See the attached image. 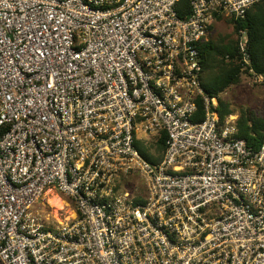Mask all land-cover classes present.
Returning <instances> with one entry per match:
<instances>
[{"label": "built area", "instance_id": "built-area-1", "mask_svg": "<svg viewBox=\"0 0 264 264\" xmlns=\"http://www.w3.org/2000/svg\"><path fill=\"white\" fill-rule=\"evenodd\" d=\"M261 1L0 0V264H264V144L199 49Z\"/></svg>", "mask_w": 264, "mask_h": 264}, {"label": "trees", "instance_id": "trees-1", "mask_svg": "<svg viewBox=\"0 0 264 264\" xmlns=\"http://www.w3.org/2000/svg\"><path fill=\"white\" fill-rule=\"evenodd\" d=\"M183 4H181L182 6ZM260 5V6H258ZM258 6L257 10H254ZM180 9V6H178ZM212 26L209 28V32L206 40H202L199 49L201 53L202 68L205 67L207 57H212L217 50V42L211 35ZM245 29L248 37V50L251 57L250 65L255 73L263 76L264 81V1L255 4L248 12L245 19L235 21L233 24V32L237 33V37H231L225 44L227 48V61L221 66L219 74L214 75L212 81L210 80L209 86H203L204 91L209 97L218 98V112L220 118L225 115L233 113L234 109L231 108V104L222 100L219 96L227 88L232 85H236L241 81L242 77L252 79V75L248 72V69H242V62L240 53L238 50V41L241 36L240 30ZM225 54V55H226ZM225 57V56H224ZM223 60H225L223 58ZM263 113H256L247 108L241 107L238 118V136L245 139L248 144L258 147L264 144V108ZM202 113V105H199V115ZM165 134L156 142V156L149 157L146 153L139 148V151L145 156V158L157 161L161 158L162 152L165 149L164 146Z\"/></svg>", "mask_w": 264, "mask_h": 264}, {"label": "rangeland", "instance_id": "rangeland-1", "mask_svg": "<svg viewBox=\"0 0 264 264\" xmlns=\"http://www.w3.org/2000/svg\"><path fill=\"white\" fill-rule=\"evenodd\" d=\"M258 6H256L254 10H257ZM217 23H219V25L215 24V26L212 27L213 29L211 30L210 36L214 37L218 47L211 58L207 57L205 67L202 68L201 83L204 86L210 85V80L212 81L214 75L219 74L221 66H223V64L227 61V48L225 47V44L227 43L228 39L231 37H237V33L233 32L234 22L230 20H218ZM223 58L225 60H223ZM218 97L231 104L230 107L234 109L233 113L239 114L241 107L255 111L256 113H263L264 81H253V78L250 79L244 76L241 78L239 83L227 88L224 92L220 93ZM136 146L137 148L143 150V152L148 156L151 154V151H157L156 144H144L140 142V144L137 143ZM54 196L57 195L54 194L51 196H44L41 201L39 200L41 207L43 204H45V212L49 215H54L59 212L64 215L70 214L72 205H67V203H69V199L63 195H59L60 197L58 198L63 202V209H60V207L58 208L56 205H54V201L52 199ZM59 209L60 211H57Z\"/></svg>", "mask_w": 264, "mask_h": 264}, {"label": "bare ground", "instance_id": "bare-ground-1", "mask_svg": "<svg viewBox=\"0 0 264 264\" xmlns=\"http://www.w3.org/2000/svg\"><path fill=\"white\" fill-rule=\"evenodd\" d=\"M52 199L54 201V205H56L58 208L60 207V209H62V206H63L62 200L59 199L57 196H54ZM70 214H72V213H70Z\"/></svg>", "mask_w": 264, "mask_h": 264}, {"label": "crops", "instance_id": "crops-1", "mask_svg": "<svg viewBox=\"0 0 264 264\" xmlns=\"http://www.w3.org/2000/svg\"><path fill=\"white\" fill-rule=\"evenodd\" d=\"M215 24H218V25H219V23H217V21H215V22L212 24V27L215 26ZM218 25H217V26H218Z\"/></svg>", "mask_w": 264, "mask_h": 264}]
</instances>
